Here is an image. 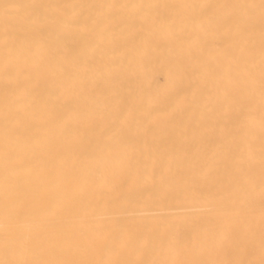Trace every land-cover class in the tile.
<instances>
[{
	"label": "bare ground",
	"instance_id": "bare-ground-1",
	"mask_svg": "<svg viewBox=\"0 0 264 264\" xmlns=\"http://www.w3.org/2000/svg\"><path fill=\"white\" fill-rule=\"evenodd\" d=\"M243 2L0 0V20L22 18L0 24V225L11 151L10 222L43 242L0 259L261 258L259 9L249 39L234 9L183 7ZM235 178L251 180L255 232L214 248L237 218Z\"/></svg>",
	"mask_w": 264,
	"mask_h": 264
},
{
	"label": "snow or ice",
	"instance_id": "snow-or-ice-1",
	"mask_svg": "<svg viewBox=\"0 0 264 264\" xmlns=\"http://www.w3.org/2000/svg\"><path fill=\"white\" fill-rule=\"evenodd\" d=\"M5 8H15L17 10L30 8L34 12H39L43 9L56 8V9H67L74 7L73 5H59V4H5ZM103 7V6H101ZM107 7H114V5H108ZM132 7L143 8V5H132ZM149 7H159L149 6ZM183 7H199L206 9L209 7H221L234 9L238 15L235 18L237 22V30L241 34H246L249 39L252 35V31L255 28V14L256 9H259V24H260V97H261V177H260V209H259V229H260V259H226V260H190V261H177L175 264H264V0H259V3H255V0H246L243 3L233 4H222V5H183ZM22 18L13 17L7 13L0 20L4 32L7 34L12 29L16 28L21 24ZM255 65L251 64L247 66L244 71L249 75H252ZM14 163V154L11 151L5 152V180H4V197H5V219L6 222L0 225V248H2L6 254L16 255L19 254L21 257H27L34 248L40 247L42 241L31 235L25 234L19 225H13L11 216L13 212L18 217L20 215L19 205L13 201L12 196L14 193V186L9 182V168ZM235 183L240 191L238 199V207L234 213L237 217L233 221L231 228H221L218 236L213 241V247H223L226 244L234 243L235 237L238 231L241 229L254 235V225L243 219L245 215L250 214L248 208V197L249 192L243 187L247 184L251 187V180L235 178ZM201 195H203L201 193ZM192 251H195V241H191L189 245ZM0 264H87V262L76 261V260H62V259H0ZM110 264H154V262L146 261H114Z\"/></svg>",
	"mask_w": 264,
	"mask_h": 264
}]
</instances>
